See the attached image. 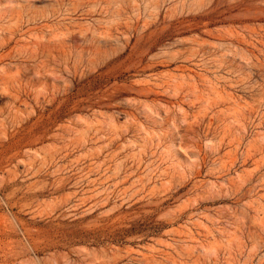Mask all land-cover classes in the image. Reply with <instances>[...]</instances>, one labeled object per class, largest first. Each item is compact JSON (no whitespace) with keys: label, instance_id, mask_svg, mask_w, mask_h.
<instances>
[{"label":"rangeland","instance_id":"obj_1","mask_svg":"<svg viewBox=\"0 0 264 264\" xmlns=\"http://www.w3.org/2000/svg\"><path fill=\"white\" fill-rule=\"evenodd\" d=\"M0 264H264V0H0Z\"/></svg>","mask_w":264,"mask_h":264}]
</instances>
